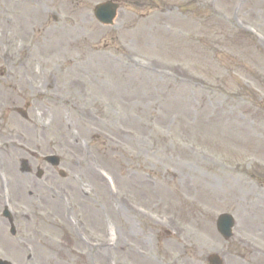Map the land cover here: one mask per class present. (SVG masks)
Returning <instances> with one entry per match:
<instances>
[{
    "label": "rangeland",
    "instance_id": "374dc122",
    "mask_svg": "<svg viewBox=\"0 0 264 264\" xmlns=\"http://www.w3.org/2000/svg\"><path fill=\"white\" fill-rule=\"evenodd\" d=\"M34 1L0 0V54L8 42L17 59L29 58L9 78L0 59V141L24 146L0 150L16 212L12 236L0 200V258L91 264L82 230L53 192L67 190L70 218L92 237L125 243L116 264H210L213 255L264 264V40L247 30L264 36V0H116L112 25L93 17L106 0ZM29 100L36 108L27 110ZM50 154L61 156L60 167L46 164ZM22 160L31 174L21 172ZM93 165L113 173L119 196L109 195ZM173 176L196 179L202 207L176 204L163 182ZM125 195L182 232L172 234L170 221L125 217L135 216ZM223 213L240 223L230 240L217 232ZM130 225L140 238L126 235ZM141 237L149 259L135 254Z\"/></svg>",
    "mask_w": 264,
    "mask_h": 264
},
{
    "label": "bare ground",
    "instance_id": "6f19581e",
    "mask_svg": "<svg viewBox=\"0 0 264 264\" xmlns=\"http://www.w3.org/2000/svg\"><path fill=\"white\" fill-rule=\"evenodd\" d=\"M4 12V10H3ZM67 138L70 139V140H76L77 136L74 135L73 133H70L69 135H67ZM67 139V141H68ZM71 142V141H69ZM11 144L12 145H15L16 144V141L15 139H12L11 140ZM6 172H7V175H9L8 173V170L6 168ZM195 181L196 179L194 177H185V176H182V177H176V176H173L171 179H169V182L170 183H166L165 181H163L165 183V190H166V193L169 191L172 196H174L176 199H177V203H179V205H187V206H191V207H197V208H200L202 207V205L205 203V201L202 200V198H200L199 196H196L197 193H196V186H195ZM197 181L199 182H204L203 179L197 177ZM201 183H199L200 185V188H203ZM207 187H210L211 189L213 188L212 185H207ZM233 187L231 186V192H232V195L231 196H234L235 197V193L233 192ZM168 192V194H169ZM167 195V194H166ZM230 196V197H231ZM119 207V206H118ZM130 213H134L135 214V211L130 209L128 207ZM124 213V212H123ZM99 214L97 213V216ZM124 216L127 218H136L137 216H130L128 213H124ZM130 223L129 220H126V223ZM96 224V223H93V225ZM84 227V226H83ZM84 230V228H83ZM132 233V234H131ZM86 234V233H85ZM127 236H135V237H138L140 238V234H137V231L133 229V226L130 225L129 226V231L128 233L126 234ZM142 240H141V244H140V247L136 246L135 247V251H136V255L139 256V260H145V258L149 259L150 258V250L149 248L146 249V252H145V242L147 243L148 240L141 237ZM90 242H92L91 240H89ZM125 243H121L118 239L116 240V242H112V240H110L109 238H103V237H100V245H98L99 247H96V250H95V244H93V250L96 251V254H95V259H98L97 262L98 263H101V262H106L107 264L110 263V258L111 256L117 258V252H116V248H117V245H119L118 247H121V246H124Z\"/></svg>",
    "mask_w": 264,
    "mask_h": 264
}]
</instances>
